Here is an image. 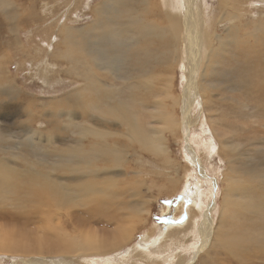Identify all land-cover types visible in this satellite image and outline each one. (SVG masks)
<instances>
[{"label": "rangeland", "instance_id": "rangeland-1", "mask_svg": "<svg viewBox=\"0 0 264 264\" xmlns=\"http://www.w3.org/2000/svg\"><path fill=\"white\" fill-rule=\"evenodd\" d=\"M130 1L131 4L127 0H120L127 6H121L118 12H128L125 16L144 14V21L151 24L145 18L152 11L155 22L162 28L168 25L166 21L169 18L177 23V16L182 13L180 0H168L167 4L164 0H150L149 12L148 9L145 12L143 7L140 8L139 0ZM0 2L3 3L0 4V77L5 78L3 75H7L12 81L6 86L11 88L8 94L0 95V236L3 237H0V241L20 252H0V264H26L21 263V260H31L32 257L46 264H60L64 258L60 254L61 248L52 249L50 253L45 248H49V244H59L64 236L77 238L81 248L86 233L93 234L94 244H111V240L114 244V241H121L124 232L133 236L105 255L88 256L73 245L70 246L73 252L67 249L73 258L68 256L67 259L74 260L76 264H175L168 263L163 256L158 257L157 251L163 249V241L169 242L185 235L192 241L179 240V243L188 247L178 255L184 257L186 264H264V207L252 211V217L247 212V221H243L242 214L237 217L222 214L224 192L234 191L237 183L231 182V185L228 180L231 174L228 162L224 159L226 150L222 152L220 146L222 141L228 139L239 144L238 152L242 150V160L248 164L246 171H264V101L259 100L256 91L264 90V0H200L207 23L203 36L206 39L211 36V40L216 41V49L213 54L206 55V49H213L211 42L209 46L207 41L203 52L206 60L200 66L202 72L197 70L196 75L191 72L188 74L190 78L197 77L196 86H199L198 92L187 97L190 114L196 118L204 115L201 124L191 130L183 129L186 128L185 117L191 115L183 112V90L189 83H186L189 67L187 61L182 63V42L177 44L180 48H175L176 43L171 42L173 38L170 34L165 38H153L150 35L149 41L140 32L141 27L133 25L135 29L132 28L130 33L132 46L143 48L144 51L136 53L132 61L129 58L123 59L120 64L110 61L102 70L104 66L94 59L96 53L90 52V49L85 52V46H89L85 45L87 42L81 34L86 28L94 27V23L100 19L96 10H101L104 0ZM103 24L106 26L108 23L103 20L101 26ZM103 28L97 27L93 31L98 33ZM68 29L73 38L66 40ZM100 43L109 44L107 40ZM105 47L109 49L108 56L111 53L119 56L117 48L114 49L111 44ZM170 50L175 51L170 53ZM147 75L152 80L142 78ZM124 77L128 80L124 82L126 88L123 92L104 86L105 82L123 84ZM0 84L6 85L2 81ZM121 96L126 98V105L136 111L141 122L152 121L154 126L161 129L162 113L170 114L177 122L170 124L166 133H163L166 141L163 145L169 150L171 160L180 167L179 175L175 176V171L171 172L160 165L157 168L161 161L148 152H143L144 159L134 162L132 150L139 145L122 138L118 131L110 133L107 140L109 146L120 140L117 146L124 150L123 153L126 150L130 152L126 151L121 160H115V156L110 155L113 159L108 156L105 161L87 165V157L93 150L91 148L98 142L94 137L90 139L92 136L80 134L81 129L89 126L88 114L94 112L100 116L111 105L122 112L120 107L124 100L121 101ZM93 97L96 99L94 108L89 105ZM173 98L180 102H174ZM207 116L216 125V131L223 127L222 133L226 134V138L214 139ZM91 122L103 127L95 120ZM112 122L118 126L117 121ZM200 136L209 143L213 142L209 152L197 148L191 141ZM189 147L197 149L195 154L198 163ZM200 161L204 162L202 168ZM203 169H206V175L202 178L204 180L200 178ZM242 177L245 184L240 185L235 196L240 204L246 201L247 196H254L255 192L264 190V186L247 182L245 174L237 175L235 180H241ZM44 180L60 184L58 194H69L66 196L69 200L67 211L71 208L74 211H87V205L91 207L96 197L98 201H104V209L108 207L109 214L113 216L119 211L118 217L123 214L122 218L113 225L95 219L83 225L80 224L83 220L80 215L71 219L65 216V211L59 212L52 205H43V202L38 204L39 199L32 194L35 192L32 185L42 187ZM90 185L99 188L102 193L89 195L90 192L84 191V188L91 189ZM210 204H216L212 214L214 221L211 222L212 231L208 233L209 245L201 250L203 240L198 238L200 231L196 228L205 219L197 213L200 208L206 211ZM118 207L121 209L117 211ZM19 214L29 216L23 218ZM65 221L70 224L74 222L71 225L68 223L70 227L73 226L66 232H60L57 226ZM247 226L251 229L248 230ZM241 228H244L247 236L243 238L246 248L241 249V253L232 250L238 247L235 242L232 249L213 242L217 238L216 231L232 233ZM53 234L63 237L61 240L53 239ZM162 235L164 240L156 244ZM42 238L53 240L47 239L49 244L46 246L44 242H39ZM142 247L153 252L156 259L152 257L147 260L145 255L138 257L137 250L142 253ZM178 250L179 246L175 245L171 252L174 254Z\"/></svg>", "mask_w": 264, "mask_h": 264}, {"label": "bare ground", "instance_id": "bare-ground-1", "mask_svg": "<svg viewBox=\"0 0 264 264\" xmlns=\"http://www.w3.org/2000/svg\"><path fill=\"white\" fill-rule=\"evenodd\" d=\"M119 1L120 0H104V2L101 4V6H102L100 8L101 10L100 11L96 10V14L98 15L97 17L100 18V19L98 21L95 20L96 22L94 23L95 24L94 27L86 28L83 31V33L81 34L82 37L84 38V41L87 42L85 45L89 46V47H86L84 45L85 46V52L88 49H90V52H93L94 54L96 53V56H95L94 59L100 65L102 64L104 66L103 69H102V70H104L105 69V65L108 64L110 61H113V62L118 63V64L122 63L123 59H126V58H129V60L132 61L133 60V56H135L136 53H138L139 51H144L143 48H139V47L137 48L136 46H132V42H131L132 39L130 38V33L132 31V28L135 29L133 27V25H137V26L139 25L141 27L140 32L145 37V39H148L149 41H150V38H148V36H150V35H152L153 38H155V36L156 37H160V38H162V37L165 38L166 35L170 34L172 36V38H173V40L171 42L172 43H174V42L176 43L175 48H176V46H178L177 45L178 43H180V42L183 43L184 60L185 61L182 60V63L185 64L186 61H187V67H189V72H187V74H186V83H187V81H189V83H188V86L186 84V86H185V88L183 90L184 91L183 92L184 93V99H185V102L183 100V102H184V106H183V110L184 111L183 112H185V113L189 112L188 115H191L190 114V104L187 102V97H189L191 93L198 92L199 86H198V88L196 86L197 77L193 76V78H190V75L188 76V74L191 72L193 75H196L197 74V70H200L201 64L204 62V60H206L205 56L203 55V52L205 53V51H204L205 48L204 47L205 46L207 47V41H208V45H209V42H211V45L213 46V49H211V47H210L211 50H207L206 49V51L208 52L206 55L213 54L214 48L216 49V47H214V44H215L216 41L213 40V39L211 40V38H212L211 36H210L211 38L209 37L208 39H206L203 36V30H204L205 26H207V23L205 22V18H204L205 15L202 14L203 12L201 11L200 0H180V2L182 4V5L180 4V11L182 12L181 13L182 17H181L180 14H179V16H177V23L173 21V18H171V19L169 18V21H166L168 25L166 27H163V28L161 26H159V24L157 25V23L155 22L156 21L155 20L156 17L153 16L154 14H153L152 11H150L149 15L145 18L146 20L151 22V24H147L144 21V19L142 17V16H144V14H142L141 16L140 15H135V16L127 15V16H125L124 14H128V12L123 13V14L119 13L121 10L118 12V9H121L120 8L121 6H123V5L127 6V4L125 3L126 1L124 3H121ZM127 1H129V3L131 4L130 0H127ZM164 1L166 3L168 0H164ZM0 4H3V3L0 2ZM173 4L175 5V3H173ZM139 6H140V8L143 7L142 10H144L145 12H146V9H148L147 11L149 12L150 0H139ZM161 8H162V10L164 9L163 8V4L161 5ZM123 9H124V7H123ZM139 14H141V13H139ZM116 15H118V17L120 18L119 21H117L118 17ZM151 16H153V17L149 18ZM167 16L170 17L168 13H167ZM159 17H160V15H159ZM103 20H106V22L108 23L106 25L107 27L104 24H103V26H101ZM157 20H159V18H157ZM97 27H104V28L102 30L98 31V33H97V32L93 31V29L94 28L97 29ZM255 27L257 28L256 25H255ZM166 28H168V29H166ZM69 30L70 29H68V33L66 35V40H69V39L73 38V36L69 33ZM166 31H167L168 34L166 33ZM213 37H215V35ZM99 40L104 41V42H105V40H107V42L109 44H111V46L114 49L117 48L118 52L120 53L119 56L114 54V53H111L112 55L108 56L109 49H107L105 47V45L109 46V44L104 43L105 45H103V44L100 43L101 41H99ZM163 40H165V39H163ZM124 46H126V48ZM111 51H114V50H111ZM173 51H175V50H170V53L173 52ZM177 53H181V52H177ZM205 65H206V63H205ZM207 68H208V66H207ZM203 71H204V69H203ZM3 76H5V78L0 77V81L5 83L6 85L0 84V95L8 94V91L11 90L10 87L6 88V86H7L8 83H11L12 81L7 78V75H3ZM126 77L128 78V76H126ZM127 78H125V77L122 78L123 79V84L105 82L104 86L105 87H109L110 90L111 89H113V90L117 89V90H119V93H120V91H122V90H124L126 88L124 82L126 81ZM142 78L145 79V78H150V77L147 75V76H142ZM138 79L140 80L141 77L138 78ZM150 80H152V78H150ZM198 85H199V82H198ZM11 86H12V84H11ZM92 86H94V85H92ZM118 86H119V88H117ZM89 87H90V85H89ZM207 91H210V90H207ZM256 91L259 94V100L260 101H264V90L257 89ZM112 94H113V92H112ZM194 96H195V99H196V95H194ZM191 98L194 99L193 96ZM120 99H121V101L124 100V103H125V99L126 98L124 99L121 96ZM173 100H174V102H178L177 98H176V101H175V98H173ZM104 101H106V100H104ZM95 102H96V99H94V97H93L90 100L89 105H91L94 108ZM106 102L108 103V101H106ZM116 102H118V100ZM118 103H121V102H118ZM124 103H122L121 104L122 107H120L122 112L118 111V110H115L114 108H116V107L111 105L109 107V109L105 113L101 112V115L99 114L100 116H98L94 112H92L91 114H88L87 121L89 122L88 123L89 126H88V128L81 129L80 134L87 135V136H92V138H90V139H93V137H94V139L96 138L98 140V142H97V144H95L94 148H91L93 150L90 152L89 156L87 157V160H88L87 165L88 164L91 165V164H93L95 162H98V161H103V160L105 161L108 158V156L110 157V155H114L115 157H113V158H115V160H119V159L121 160L122 159V157L124 156V153L127 150L123 153L124 150L122 149L123 150L122 151L120 149V147L117 146V143H121V141L119 140V141H115L116 143H112V144H114L112 146L113 148L111 146H109L110 143L107 142L108 137L111 136L110 133H112L113 131H118L122 138L127 139L128 141H130V143L134 142V143H137L139 145L138 147L134 148V150H132V154H134V156H133L134 157L133 158L134 162L135 161L138 162V161H140V159L141 160L144 159L143 152H148V153H151L152 155H154L155 157H158L159 161H161V163L157 165V168H160V166H163V167H165L166 170H171V172H172V170L175 171L176 172L175 176L179 175L180 167H178V165L175 163L176 161H172L171 160L172 158L170 157L169 150L163 145L166 142L164 140L165 138L163 136V133L164 132L166 133V131L169 128L170 124L172 125V124L177 123V122L174 121V119L170 116V114L168 115L167 113H164V114L162 113L161 114L162 118H160V121L163 123V128L160 129V128L154 126V123L152 121H150L149 123L141 122V118L138 117V115L136 114V111H133L134 109L130 110L129 107L126 105V103H125V105H124ZM192 103L194 104V102H192ZM102 108H104V107H102ZM202 113H204V112L202 111ZM76 114H77V112H76ZM202 117H204V115H202ZM202 117L200 116V117L196 118V117H194L192 115L185 117V121H186L185 122V127L186 128H183V129L191 130L196 125L199 126L201 124V122H202ZM67 118H68V116H67ZM102 118H106V119H102ZM75 119H76V117H75ZM206 119H207L208 124L210 125L211 133H212L214 139H218V137L220 139L226 138V134L222 133V131H223V127L222 126H221L222 130L218 129L219 131H216V127H215L216 125H214L213 122L212 123L210 122V118L208 116H207ZM92 120H95L99 124H102L103 127H98V126L94 125L96 123L94 122V124H93L91 122ZM112 120L117 121V123H118L117 125L118 126H116V124H113ZM256 124H258L257 121H256ZM173 126H175V125H173ZM170 129H171V127H170ZM191 141H193V143H195L197 145V148H199V149L202 148L201 150H204V152H209L210 149L213 147L212 146L213 142H210V143L207 142L206 139H204V137H202V136L198 137L197 139H193ZM134 143H132V145ZM196 145H195V147H196ZM220 146L222 148V152H223L224 149L226 150V154H225V158L224 159H226V161L228 162V169H229V172L231 174V175L228 174L229 175L228 180L230 181V183L231 182L233 184L237 183V188L234 189V191H233V189L232 190L230 189L231 191L229 193H228V190H226L227 192H224V199L222 201V203H223L222 204V214L229 215L230 217H232V216L233 217H237L239 214H242L244 216L243 221H247V220H249L247 212H249L250 217H252V213H253L252 211H258V210H260V209H262L264 207V190L260 189L259 191L255 192L254 196H247L246 201L244 203L240 204L235 199V196L238 194V190H239L240 185L241 184H245V180L242 177L241 180H237L236 181L235 177L237 175H240V174H243V175L245 174V176L247 177V182L252 183V184H256L257 183V184H259L261 186H264V171H257V170H250V169H248V171H246L247 170L246 166H248V164L244 163V160H242L243 154H240V153H242V150H239V152H238V149L240 147L239 144H236L233 141L228 139V140L222 141L220 143ZM195 147L194 148L189 147V149L192 151V153L197 158V155L195 154V153H197L196 152L197 149ZM115 148H119V149H115ZM221 148H220V153H221ZM110 158L113 159L112 157H110ZM198 161H199V159L197 160V163H198ZM200 167L201 168L204 167V162L203 161H200ZM256 168H257V166H256ZM202 175L203 176H200L201 179L204 178V175H206V169H203ZM93 176H94V173H93ZM171 176H174V175H171ZM206 177H208V176H206ZM202 180H204V179H202ZM42 182H44L41 185L42 187H38V185H36V186L32 185V187L35 189V192L33 191L32 194L34 193L33 195L36 196L39 199L38 200V204H41V202H43V205H52L59 212L65 211V213H66L65 216H67V217L70 216L71 219L73 217L76 218V216L80 215L83 218V220H81V223H80V220L78 221L80 224L87 225V224H90L91 221H93L92 219H95L96 221L103 222L104 224L108 223L110 225V223H112V225H113L116 220H120L122 218L123 214H121L120 217H118V214L120 213L118 210H120L121 208L118 207L119 208V209H117V211H118L117 213L118 214L114 213L113 216H112V213L109 214L110 211H108V209H107L108 207L106 209H104V206H103V204L105 205L104 201L103 202L98 201L96 199V197L92 200V203H91L92 206L91 207L89 205H87L89 207V210H87V211H82V212L81 211H74V208H71L69 211H67L66 208L69 206V202H68L69 200L66 198V196L68 197L69 194H67V195H65L64 193H63L64 195L63 194L61 195V193L58 194V188L60 187L59 186L60 184L52 183V182L45 181V180L42 181ZM232 183H231V185H232ZM231 185H229V186H231ZM202 186H203V184H202ZM90 187H91V189H89V187H85L84 188V191H86V192L89 191L90 192L89 195L96 196V195L102 193V190H99V188L95 187L94 185L93 186L90 185ZM94 187H95V189H94ZM16 189H17V187H16ZM64 189H65V187H64ZM109 192H112V191L109 190ZM108 195H110V194H108ZM76 198H77V196H76ZM229 198L231 199V201H230ZM103 200H105V199H103ZM117 206H119V204ZM102 207H103L104 210L102 209ZM215 207H216V204H210L208 209L206 208L207 209L206 211L203 208H200L199 209V213H197V214L200 215L199 217H201V218L204 217L203 220L205 219L201 226L199 224L198 228L194 227V228H196V229H198L200 231L198 238H202V240H203V244L201 245V250H203L204 248H206L209 245V242L207 241V238H208V233L210 234L211 231H212L210 229V227H211V222L214 221V218H212V214H213V211H214ZM37 209H39V208H36L35 210H37ZM109 209H110V207H109ZM102 210H103V212H102ZM131 212L133 213L134 211H131ZM99 214H103L104 217L106 215L107 216L105 218H103L102 215L98 217ZM84 215H85V217H84ZM20 216L24 218V217H28L29 215H20ZM61 217H58V219H60ZM82 218L79 217V219H82ZM62 219H64V217ZM106 220H108V221H106ZM67 221L62 222V223L60 222L58 224L57 228H58V230L60 232H66V231H68V229H71V227L73 226L72 225L70 227L68 225L69 222L67 223ZM73 223H71V224H73ZM196 223H197V221H196ZM196 226H197V224H196ZM250 226H247L246 228H248V230H249V228L251 229ZM116 227L119 228V230H121L120 227H118V226H116ZM194 228L192 230L193 234H194V231H195ZM223 232L224 233H221L219 230L215 232L217 234V238H215V241H213L214 243L217 242V243H220L221 246H226L227 248H231L232 249L233 243L235 242V243L238 244V247H234L233 246L234 248L232 250L234 251V253H238V252L241 253V249H243V248L245 249L246 248L243 238H246L247 236H246L244 228H241L240 231L232 232V233H230L229 231H226V230L223 231ZM192 233H190V234H192ZM86 234L87 235H85L84 239H83V240H85V242L81 243V248L79 246V243H77V240H78L77 238L76 239L74 237L65 238V236L64 237L63 236H58L57 234H53V236H52L53 239H60L61 240L62 237L64 239V240H61V242L59 244H57V245L49 244L48 240H53L52 238H42V239L39 240V242H41V241L44 242V244L46 246L48 244L50 245L49 248H45V250H47L49 253H50V251L52 249H60L61 248L60 249L61 250L60 254L62 253V256L64 258L62 257L63 261H61L60 264H76V262L74 260H68L67 259L68 256H71L73 258L72 254H70L67 251V249H69L70 252L74 251L72 248H70V246L75 245L77 247V249L82 250V253L89 254L88 256L105 255L108 252H110L112 250H115L118 247L122 246L121 242L123 240H124V242H123V244H124L125 242H128L129 239L133 236V234H131V233L126 234V232H124L123 236L121 237L122 239H121L120 242L116 243L114 241V244H112L113 242L111 240V244H108V243L94 244L96 242H94L95 239H93V236H92L93 234L92 235L90 233L89 234L86 233ZM55 237H58V238H55ZM185 237H186L185 235H182L180 237H176L177 239H173V240H170L168 242V241H163L164 240V236L163 235L160 236V238H158L156 240V244H160L163 241V246H162L163 249L162 250L159 249L157 251V253H158L157 256L158 257H162V256L165 257L166 261L168 263H174L175 262V264H186L187 261L184 259V257H182L181 255H178V254L182 253V250L187 249V247H188L187 245L181 244L178 241L181 240V241H185V242H188V243H190L192 241V240H189L188 238H185ZM1 238H3V237H1ZM5 239H6V237H5ZM104 239L106 240V238H104ZM105 240H104V242H108V241L110 242V240H108V238H107L108 241H105ZM213 240H214V236H213ZM247 241H249V240H247ZM92 242H93V244H92ZM2 243L0 241V252H10V253H15V254H17V253L20 254V252H19V250L17 248L10 247L9 245H4V242H2ZM35 244H37V243H35ZM175 245L179 246V250L177 252H175L174 254H172L171 251L173 250V246H175ZM32 246L35 247L34 244ZM212 247H214V245ZM147 248H149V247H147ZM24 250H23V252H24ZM134 253H136V250L134 251ZM152 253L153 252H150L148 250L146 251V249H144L143 247H142V253H140L139 250H137V254H138L137 256L138 257H145L146 256L147 260L152 259V257L156 259V257L153 255L154 253L153 254ZM234 253L232 254V252H231L232 255H236ZM140 254H141V256H140ZM48 255H50V254H48ZM155 255H156V253H155ZM32 258H31V260H21V263H26V264L27 263H31V264H46L43 261H41L39 259H36V257H35V259H32ZM75 259H76V257H75ZM144 264H147V262L144 263Z\"/></svg>", "mask_w": 264, "mask_h": 264}]
</instances>
